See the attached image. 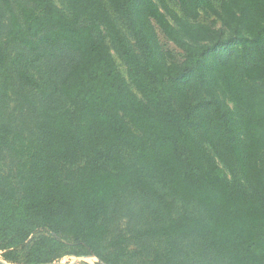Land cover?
Returning a JSON list of instances; mask_svg holds the SVG:
<instances>
[{"label": "trees", "instance_id": "1", "mask_svg": "<svg viewBox=\"0 0 264 264\" xmlns=\"http://www.w3.org/2000/svg\"><path fill=\"white\" fill-rule=\"evenodd\" d=\"M63 1L0 0L4 257L130 264L129 235L114 227L137 193L167 210L143 232L159 240L154 264H264V0H176L179 11L168 0ZM47 48L74 57L61 102L38 108L33 132L8 112L9 90L13 77L38 86L28 62Z\"/></svg>", "mask_w": 264, "mask_h": 264}, {"label": "rangeland", "instance_id": "2", "mask_svg": "<svg viewBox=\"0 0 264 264\" xmlns=\"http://www.w3.org/2000/svg\"><path fill=\"white\" fill-rule=\"evenodd\" d=\"M60 6L64 7L63 0H55ZM173 8L179 11V5L176 0H168ZM214 17H208L205 13L202 14L201 21H211ZM123 29L126 30L123 22L119 20ZM8 18L7 12L5 11L2 3L0 2V31L3 33L7 29ZM221 29V23L216 25ZM156 30L158 34V39L164 50L170 51L172 53V59L177 61L185 60V52L173 41L169 40L161 29L156 25ZM228 36V32L225 31L223 38ZM132 43H136L132 35H129ZM110 42V41H109ZM111 50L116 58L119 69L127 76V64L125 60L120 56L118 51L115 49L113 44L109 43ZM14 55L23 59L28 57L31 59L33 54L29 51L17 47L14 49ZM74 56L70 54L69 51L59 50L58 48H47L45 50V56L37 62H28V74L33 76L37 82L38 86L33 87L28 85V87H23L18 81L14 79L11 80L10 90H9V113L14 112V116L18 121L25 120L26 125L36 130L35 121L37 119L38 108L53 105H58L60 101V91L61 81L69 68L72 58ZM25 62V60H24ZM14 64H19L13 62ZM25 95H28V101L25 99ZM11 158V157H10ZM11 160L8 163L11 164ZM5 169H9L8 165H5ZM171 199V198H169ZM124 209L119 215V221L116 227H114V232H124L129 235V247L131 251L130 264H154V253L155 249L159 245V240L156 237L147 236L143 234L144 230L151 224L157 222L159 219L165 217L167 210L160 205V207L151 201L145 200L141 195L133 193L127 200ZM172 210L174 213H179L182 210L181 203L175 201L173 203ZM191 244V243H188ZM20 257H23L22 250H20ZM194 258L192 263L195 262L196 254H193ZM202 261V258L198 257V261ZM103 264L100 260L93 255L76 256V255H64L63 257L55 260L52 263L44 264ZM0 264H16L14 261L7 260L4 257L3 250L0 249ZM160 264V263H156ZM186 264V262H185Z\"/></svg>", "mask_w": 264, "mask_h": 264}]
</instances>
